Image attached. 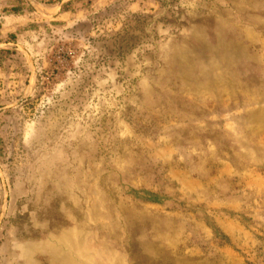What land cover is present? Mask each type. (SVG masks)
<instances>
[{
    "label": "rangeland",
    "instance_id": "rangeland-1",
    "mask_svg": "<svg viewBox=\"0 0 264 264\" xmlns=\"http://www.w3.org/2000/svg\"><path fill=\"white\" fill-rule=\"evenodd\" d=\"M0 264H264V0H0Z\"/></svg>",
    "mask_w": 264,
    "mask_h": 264
},
{
    "label": "trees",
    "instance_id": "trees-1",
    "mask_svg": "<svg viewBox=\"0 0 264 264\" xmlns=\"http://www.w3.org/2000/svg\"><path fill=\"white\" fill-rule=\"evenodd\" d=\"M19 10H20L19 8H13L12 9V11L15 12V13L18 12ZM12 38H13V36H12Z\"/></svg>",
    "mask_w": 264,
    "mask_h": 264
}]
</instances>
